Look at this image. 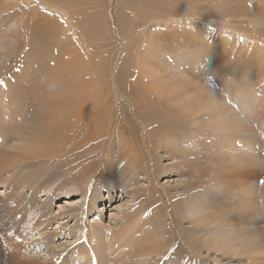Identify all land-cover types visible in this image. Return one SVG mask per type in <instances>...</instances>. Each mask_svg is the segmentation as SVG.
<instances>
[{"label": "rangeland", "instance_id": "obj_1", "mask_svg": "<svg viewBox=\"0 0 264 264\" xmlns=\"http://www.w3.org/2000/svg\"><path fill=\"white\" fill-rule=\"evenodd\" d=\"M53 2L76 5L72 8L73 15L77 11L82 13L80 16L89 14L91 38L86 44L92 58L89 74L71 77L53 73L56 61L60 62L59 44L65 41L60 28L54 32L59 25L57 20L64 18L63 10L44 4ZM239 3L245 5V13L234 12L233 16L232 9ZM3 5L13 7V12H4ZM10 12L15 17L6 20ZM69 43L70 48L77 47V41ZM176 75L185 81L178 92L188 96L189 107L195 103L197 92L205 98L219 95L233 114L242 118L244 129L241 131V126L238 131L216 130L212 124L217 119L212 116L217 108L205 103L199 108L198 104L193 106L191 123H186L184 118L176 121L182 132L173 137H186L187 141H181L175 153L173 142L169 144L173 146L171 150L154 152L150 160L158 167L155 176L149 179L136 170L133 174L126 173L127 177L119 181L125 161L118 159L121 143L117 132L112 139L102 141L112 158L116 156V162H108L109 174L104 169L107 162L94 159L97 151L92 153L89 148L94 144L101 147L100 131H95L94 138L84 144L86 135L77 126L86 129L82 123L85 120L75 115L63 121L66 132L55 151L44 148L37 158L22 151L28 147L24 134L27 123L31 124L30 118L37 115L42 119L41 109H49L51 103L67 96L68 91L61 90L58 81L65 82L66 88L72 87V92L76 90L78 96L75 94L73 100L77 103L80 100L84 108L106 104L114 109V105L129 106L136 102L147 113L155 114L174 107L165 98L173 95L164 96L161 89L177 80ZM236 87H243L246 97L234 98L235 92L241 91ZM71 93L68 98H72ZM248 95L254 96L252 105L256 109L243 110L244 103L251 100L247 99ZM78 97L81 98L77 100ZM4 110L10 115H5ZM125 111L122 112L130 114L129 108ZM215 116L222 119L218 114ZM146 122L138 116L133 120L128 118L122 132L136 151L147 154L148 142L143 133ZM0 124L6 125L15 143L12 149L6 148L10 157L0 156L1 163L16 162L13 164L16 171L22 173L28 169L31 177L36 172L35 181L43 188L38 190L35 206L27 211L21 225L25 240L40 237L39 232L29 229L38 207H43L53 193L57 194L50 211L57 216L68 209L80 208L84 194L94 190L102 196L97 210L88 217L87 226L91 228L94 223L101 227L98 243H102V249L95 253L104 255L100 264H264V0H0ZM97 124L102 130L103 124ZM157 134L152 131L151 137H159ZM2 137L6 135L0 127V140ZM226 143L235 145L236 156L225 151ZM0 149L5 148L0 146ZM248 152L252 163L248 166L242 163L243 167L239 162L242 170H237V156ZM17 153L19 158L14 159ZM75 158L82 160L75 162ZM87 169H91L90 181L83 178ZM104 170L106 175H100ZM236 171L241 172L238 175ZM228 178L229 182L224 184ZM9 180L6 181L9 185L0 183V198L14 187ZM242 180L250 181L246 189V193L250 191V201L248 197L245 201L252 207L249 224L239 230L233 221L218 223L215 218L227 216L223 215L225 211L238 202L242 204L245 189ZM12 182L19 184V178ZM228 186L234 189L235 202L233 205L230 198L227 209ZM32 195L31 189L25 190L26 199L31 200ZM190 201L194 202L193 206H189ZM58 221L45 232L58 230L61 223ZM75 221L69 224L73 226ZM114 233L120 235L119 247L125 249L113 246ZM63 234L51 245L58 252L65 251L81 236L80 231L74 237L67 230ZM135 247L138 251L133 253ZM47 250L36 244L26 254L49 260L52 253ZM135 255L139 259L133 261Z\"/></svg>", "mask_w": 264, "mask_h": 264}, {"label": "bare ground", "instance_id": "obj_2", "mask_svg": "<svg viewBox=\"0 0 264 264\" xmlns=\"http://www.w3.org/2000/svg\"><path fill=\"white\" fill-rule=\"evenodd\" d=\"M44 4L45 5H52L57 10L61 9L64 12V18L62 17L61 19L57 20L59 22V25L54 29L55 33H57V30H59V28H60V34L63 31V33L65 35V37H64L65 41L60 42V44H59V46H60L59 48H61V46H62V50H60L59 55H58V59L60 60V62L57 63V61H56V65H54V67H53V71H54L53 73L61 74V75L67 74V75H70L71 77H75L78 74L81 75V73L82 74L83 73L89 74L91 69H92V65H91L92 58H91V55L89 54L90 50L86 46V44H88V42L91 38L90 30H89V27L91 28L89 14L85 13L83 16H80V15H82V13L77 11L76 13H74V15H75L74 16L73 12H72V8L76 7V5L69 6V5L61 4L59 2H53V4H51V3H44ZM1 9L4 12L10 11V10H12V12H13V10H14L13 7H11V6L9 7L8 5H3L1 7ZM245 10H246L245 5L243 3H239L234 9H232L231 14L233 16H234V14H233L234 12H239L240 14H244ZM6 16H7L6 20L13 19L15 17V13L10 12ZM79 16L81 17V19H78ZM70 19H72V21H70ZM64 23L66 25H64ZM66 26H67V28H66ZM50 31L52 32V29ZM3 36L6 37L7 35L3 34ZM80 39H81V41H80ZM69 41L71 43H73L74 41L75 42L77 41V44H76L77 47L70 48L71 45H70ZM166 69L167 68H165V70H163L164 73L166 72ZM175 79H177V80H173L171 82V85L166 86V88L164 87V89H161V93H163L164 96H165V94H166V96L169 94L173 95L171 97H174V98H171V97L169 98V96H167L165 98H168V100L170 99L171 101L169 100V102H171V103L173 102L174 107H172V108L169 107V109L166 108V111L164 110L165 113L157 112L155 114H151L150 111L147 113V111L144 110V106H140L136 102H134L133 105H129V106H124V105L115 106L114 105L113 106L114 109H112V107L110 105H106V104L105 105L103 104L104 106L92 105L91 107L88 106V107L84 108V106H81V104H80L79 99L81 97L77 98V100H79L78 103L76 101H74L76 99V97L78 96L76 90L72 92V90H73L72 87L66 88L65 82L58 81L57 85L60 87V89L61 90L64 89V91H66V90L68 91L67 96L63 95L64 97L62 96V101H58L54 104L51 103L49 109H47V108L41 109V116L43 117L42 119H44V120H42L37 115H33L30 118L29 122H31V124L27 123V129L28 130L24 134V136L27 137V146L28 147L26 148V150H22V151L25 154H27L28 156H30L32 154L34 156V158H37L38 153L41 154L43 152L44 148L48 149V150L53 149L55 151L56 145H58L60 143V141H59V140H61L60 137H62V135L64 136L65 132H66L65 127L63 126V121L68 120V118L70 116L75 115V118L80 117L81 120H85L82 123H84V127H86V129H84V128L81 129V127L77 126L79 132H84L86 135V138L84 140V144L90 142L92 140V138H94L95 131H100V136H98V138L101 137V139H100L101 142L99 141L101 143V147L96 146L94 144L89 148H91V150L93 151L92 153L97 151V153H96L97 156L94 155V157H95L94 159L102 160V162H107V165L105 166L104 169L109 174H110V171H109L110 169L108 166V162L109 161H110V163L112 161L116 162V156L115 157L113 156V158H112L111 154L109 153V150L107 148L105 150L104 143H102V141H105L107 139H112L115 132H117L120 143H121V146L119 149L120 152L118 155V159L121 161H125V165L122 168L123 177H120L119 181H122L125 177H127L126 173L133 174L136 170H139V171L145 173L146 177L149 179V178L153 177V175L155 174L157 167H158L156 165L157 163L154 162L152 164V159L150 160V157L153 156V153L157 152V150H159V149L169 151L173 148V146H174V148L172 149V151H174V153H175L176 152L175 147L177 145H181V141H187L186 137H182V136L177 137V138H173V137H176L175 135L182 132L179 130L182 127H180L176 123V121H179V120L184 118V119H186V121H185L186 123L187 122L191 123L190 117H192V115H190V114H191L193 106L196 107V105L198 104L197 107L199 108V107H201L202 103H205L208 106L213 105L215 108H217L215 112L222 119L218 120L219 118H216V116H215L216 114L215 113L213 114L212 117L214 119H217V120L213 122L212 128H215L216 130L222 131L223 129H228V130H232V131H234V130L238 131V130H240L239 128L241 126H242L241 131L244 129V126L242 125V120H241L242 118L238 117L236 114H233L232 109L229 108L230 106L228 107V104L226 105V103L223 102V98L222 97L218 98L219 95L212 94V95L208 96L206 94L207 98H205L204 96L202 97L201 92L200 93L197 92L196 93L197 94L196 99L194 98L195 103L191 104L189 107V105H188L189 101L187 100L188 96L187 95L185 96V94L182 95L183 93L178 92V91H180L179 87H183L185 85V81L179 75L177 76V78L175 77ZM174 82L177 83L178 86H174V84H175ZM232 86H233V84H232ZM157 89H158V87H156V90ZM182 90L183 89H181V91ZM187 90H186V92H187ZM237 90H241V91H236L235 92L236 95H234V98L240 99V98L246 97L242 92L243 87H239V88H237ZM184 92H185V90H184ZM70 93H71L72 98H68L69 97L68 94H70ZM88 97H89V95H88ZM92 98H93V96H92ZM118 98H119V96H118ZM247 99H251V100L244 103L246 108L242 107L243 110L246 109L248 111L251 108L256 109L253 107L254 105H252V103H253L252 100L254 99V96L248 95ZM184 100H187V102H184ZM261 103H263V102L261 101ZM96 104H97V102H96ZM244 105H242V106H244ZM78 106H80V107H78ZM126 108L130 109V114H128V115H126L122 112V111L126 112L125 111ZM8 109H9V107H8ZM4 113H5V110H4ZM6 113H5V115L9 114V112H8V114H6ZM158 115H162L163 117L161 119L156 118L155 116H158ZM137 116L139 118H142L144 121L147 120L145 126L142 124L143 128H144L143 133L145 136V140L148 142V153L147 154L144 152H142V153H144V154H142L141 151H136L134 148V145L129 144V142L126 141V139H125L126 137L124 136V133L122 132L123 125L125 124V122H127V119L131 118L133 120ZM14 122L16 123V120H14ZM97 122L103 124L102 130H99ZM18 126L19 125H17L16 127H18ZM0 127L4 129L5 135H6L5 138L2 137L0 140V146L5 148V149H0V156H2L3 158L10 157L8 155H11V153H9V151H7V149H10V148L12 149V147L14 146V144H15V143H13L14 138H13L12 133L6 128V125L0 124ZM74 129H76V127L73 128L72 132L75 131ZM183 129H185V128L183 127ZM152 131L155 134H157V133H161V134L160 135L157 134V135H159V137L156 136V137L152 138L151 137ZM60 132H62V134H60L58 137V134ZM244 132L246 133V131H244ZM248 133L249 132H247V134ZM178 136H179V134H178ZM71 138H72V136H71ZM248 138H249V136H248ZM226 139H228V137ZM24 140L25 139H23V141ZM241 140H242V138H241ZM248 140H250V139H248ZM21 141H22V135H21ZM158 142L161 144H158ZM172 142H173V146H170L169 144H172ZM228 142H230V141H228ZM226 144H224L225 145V151L227 150L229 153H231V155L236 156L235 153H236L237 148L235 147V145H231L230 143H228L227 145ZM58 146H60V144ZM110 148H112V147H110ZM221 150H222V148H221ZM221 150H220V152H221ZM87 152L89 154L91 153L89 151H87ZM249 152L244 153V155L237 156L238 159L235 161L236 162L235 167L237 170H242V167L238 166L239 162L241 163L242 166H243V164L248 166L249 163H252V159L250 157ZM17 154L18 155L13 157L14 159L19 158V153H17ZM151 158H153V157H151ZM74 160H75V162L76 161L80 162L82 159L81 158H75ZM14 163H16V162H13L12 164L9 162L8 164H4L5 165L4 166L0 161V183L4 184V185L7 183L6 185H9L8 182H6V181H8L9 179H12V180H9V182H10V185H12V184L14 185V187H12L10 192H8L7 194H4V196L0 198V264L3 263L2 261H4V264H6V261L9 264H92L93 261L94 262L96 261L97 264H100V262H101L100 258H103L104 255L99 254L98 256H96L95 253L101 251V249H102L101 248L102 243H100V244L98 243L100 235L102 234V231L100 230L101 227L99 226L100 227V229H99V227L94 226V223H92L91 226H93L94 228L93 227L88 228L87 221H88V217L90 216V214L94 213L97 210V204L99 203L102 194L100 195L98 191L96 192L94 190H88L87 193L84 194L85 195L84 201H83L82 205L80 206V208L68 209L66 211L59 213L57 216H53L52 212L50 211L51 210L50 205L53 204V201H54L53 197L55 194H57V193H53L52 197L47 199V201L45 202L43 207H38L37 212H36V216L32 219L33 222L31 223V227L29 229L30 231H33V232L34 231L39 232L40 237L35 238V239L28 238L27 240H25L24 233L20 232L21 225L25 221L24 217H25V214L27 213V211H29L30 208L32 209L35 206V201L37 199L38 190L43 189V188H42V186L38 185V183H36V181H35L36 179L34 177L38 176L36 172L32 173V174H34L32 177H31V174L29 173L30 171H28V169L22 173L17 172L18 170L16 171V169L14 168L15 165L13 166ZM103 164H106V163H103ZM250 169H251V167L249 166L248 169H246V174L249 175V172L251 173ZM105 170H104V172L100 171L99 174L100 175H106ZM114 170H116V168H114ZM231 170H234V167ZM14 171H16L17 173ZM90 171H91V169L90 170L87 169L85 171L86 172L85 176H83L84 179L87 178V180H89V181L92 179V176H90ZM112 172H113V170H112ZM240 172L241 171H236V174L238 173V175H239ZM27 173H29V175ZM25 174H27V176ZM134 176H135V174H134ZM17 178H19V182H18L19 184H14L12 181H14ZM54 179H56V178H54ZM48 180L50 182L51 178L48 177ZM229 180H230L229 178L225 179L224 184H227L229 182ZM242 182H243V184H245L244 196L241 197L244 199L242 204L240 205L238 202L234 205L235 200L233 198L235 197V195L232 193V191L234 189L231 188V186H228V188L225 190V192H226V196L229 197V199H226L227 201H226L225 208L228 209V205L231 204L230 203L231 199H232L231 202H233L234 206L232 208H229L228 210L226 209L227 211H225V213H223V215L227 214V216H220L219 215V216H216L217 218H215V220H217L218 223L219 222L223 223V222H227V221L228 222L233 221L235 223L236 227L240 228L239 230H242L244 225L249 224V218H248L250 215L249 211L251 210V207H252V205L250 207L249 203L245 201L246 200L245 198L248 197V195L250 194L249 193L250 191H248L246 193V191H247L246 189L249 187L250 181L248 182V180H246V182H244L242 180ZM125 184H126V182H125ZM220 187H222V186H220ZM28 188L31 189L32 193H33V195L31 196V200H28L24 197L25 190ZM47 189H49V188H47ZM88 192L90 193L89 195H88ZM239 192H240V190H239ZM241 194H243V193H241ZM109 195H112V194L110 193ZM236 197H237V195H236ZM110 198H111V200L114 199L112 196ZM248 201H250V198ZM10 202H11V205H10ZM193 203L191 202L189 204V206H193ZM225 208H224V210H225ZM243 208H246L245 213H244V211L242 212ZM221 210H222V208H221ZM251 215H253V213H251ZM245 216L248 218L247 222H246L247 218H245ZM233 217H235V220H231ZM251 219L254 220L255 218L251 217ZM58 220L61 221L58 230H55V232H45L47 229H49V226H51L54 223V221H58ZM72 221H75V224L73 226L69 224ZM64 230H67L69 232L70 237H72V235L74 237V234L76 231H80L81 236L79 237V239L74 244H72V246L67 247L65 251L58 252L55 250V248H52L51 245L56 241L57 238L63 237V235H64L63 231ZM122 231H120V232L126 234L125 231L124 232H122ZM43 232H45V233H43ZM47 233H51L50 236H48ZM122 237H123V235H122ZM132 241H133V239H132ZM111 242H113V246H117L118 249H121V250L125 249L124 247H122V248L119 247L121 245L119 234L114 233L113 237L111 238ZM135 242H133V244L136 245ZM36 244L41 245V246L42 245L45 246V248L48 249L47 251L52 253V257L49 260L46 259V260L42 261L39 256H37V257L33 256V258H32V256L31 257L28 256V254H26L27 249L29 247H32L33 245H36ZM138 244H140V243L138 242ZM137 251H138V248H137ZM137 251H136V247H135V250L133 251V253L137 252ZM92 253H94V255H91ZM124 254H125V252H124ZM95 256L97 257V259H95ZM143 256H144V254H143ZM133 259H134L133 261H135V260H138L139 257L137 255H135L133 257ZM102 263H104V262H102ZM130 263H128V264H130Z\"/></svg>", "mask_w": 264, "mask_h": 264}]
</instances>
